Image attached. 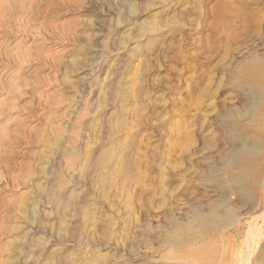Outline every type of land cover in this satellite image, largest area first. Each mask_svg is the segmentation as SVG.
<instances>
[{"label": "rangeland", "instance_id": "obj_1", "mask_svg": "<svg viewBox=\"0 0 264 264\" xmlns=\"http://www.w3.org/2000/svg\"><path fill=\"white\" fill-rule=\"evenodd\" d=\"M0 264H264V0H0Z\"/></svg>", "mask_w": 264, "mask_h": 264}, {"label": "bare ground", "instance_id": "obj_2", "mask_svg": "<svg viewBox=\"0 0 264 264\" xmlns=\"http://www.w3.org/2000/svg\"><path fill=\"white\" fill-rule=\"evenodd\" d=\"M246 92H247V91H246ZM248 92H249V91H248ZM232 140H233V141L237 140V137L232 136V137H231V141H232ZM254 238H255V237H254ZM253 241H254V240H253Z\"/></svg>", "mask_w": 264, "mask_h": 264}]
</instances>
